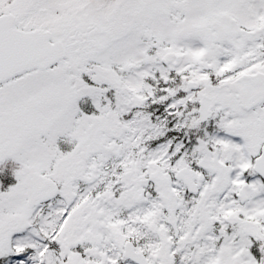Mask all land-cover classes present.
I'll list each match as a JSON object with an SVG mask.
<instances>
[{
    "label": "snow or ice",
    "instance_id": "1",
    "mask_svg": "<svg viewBox=\"0 0 264 264\" xmlns=\"http://www.w3.org/2000/svg\"><path fill=\"white\" fill-rule=\"evenodd\" d=\"M0 264H264V0H0Z\"/></svg>",
    "mask_w": 264,
    "mask_h": 264
}]
</instances>
